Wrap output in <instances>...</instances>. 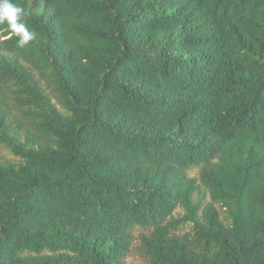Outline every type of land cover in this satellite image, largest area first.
Masks as SVG:
<instances>
[{"label": "trees", "instance_id": "16d2710c", "mask_svg": "<svg viewBox=\"0 0 264 264\" xmlns=\"http://www.w3.org/2000/svg\"><path fill=\"white\" fill-rule=\"evenodd\" d=\"M13 2L0 264H264V0Z\"/></svg>", "mask_w": 264, "mask_h": 264}, {"label": "clouds", "instance_id": "9594fccd", "mask_svg": "<svg viewBox=\"0 0 264 264\" xmlns=\"http://www.w3.org/2000/svg\"><path fill=\"white\" fill-rule=\"evenodd\" d=\"M29 13L13 0H0V24L7 23L8 29L18 37L17 45L26 46L35 38V33L26 26L25 19Z\"/></svg>", "mask_w": 264, "mask_h": 264}, {"label": "rangeland", "instance_id": "374dc122", "mask_svg": "<svg viewBox=\"0 0 264 264\" xmlns=\"http://www.w3.org/2000/svg\"><path fill=\"white\" fill-rule=\"evenodd\" d=\"M0 157L5 159H10L13 161L17 160L12 154H10V152L6 149V147L2 145H0ZM191 174L195 176L197 173L194 171L191 172ZM179 212L181 213L182 211ZM126 264H146V262L143 260V258L139 253L134 252L133 254L128 256L126 260Z\"/></svg>", "mask_w": 264, "mask_h": 264}]
</instances>
